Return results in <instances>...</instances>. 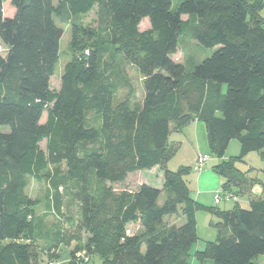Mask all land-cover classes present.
<instances>
[{
	"label": "trees",
	"instance_id": "1",
	"mask_svg": "<svg viewBox=\"0 0 264 264\" xmlns=\"http://www.w3.org/2000/svg\"><path fill=\"white\" fill-rule=\"evenodd\" d=\"M6 3L12 16L4 15ZM92 10L96 31L71 24L70 60L53 91L63 36L56 20ZM263 11L264 0H0V264H49L60 245L72 243L69 264L80 263L81 250L91 264H188L192 256L200 264H258L264 197L242 206L253 181L236 164L252 152L264 161ZM180 38L216 50L187 73L172 59ZM106 48L141 76L140 106L114 102L123 84L114 63L103 62ZM193 121L204 125L216 159L232 140L239 143L237 157L211 167L222 196L234 201L229 210L191 199L187 176L199 173L192 166L167 169L179 146L169 136ZM62 164L45 214L63 223L57 186L74 189L84 243L61 225L46 228L39 201L26 193L28 180L41 181L50 166L56 181ZM153 168L162 171V189L143 183L114 192L106 185ZM199 210L218 219L217 235L193 252ZM131 223L139 234H128Z\"/></svg>",
	"mask_w": 264,
	"mask_h": 264
},
{
	"label": "rangeland",
	"instance_id": "2",
	"mask_svg": "<svg viewBox=\"0 0 264 264\" xmlns=\"http://www.w3.org/2000/svg\"><path fill=\"white\" fill-rule=\"evenodd\" d=\"M176 4V3H174ZM4 15L5 16H12L14 10L6 3L3 6ZM261 17L264 19V11L260 14ZM75 22L79 27L83 29H87L88 31H96L97 28V22H96V13L95 10H92L90 13H88L85 16L69 19V20H56V24L62 29L63 36L60 40V51H59V59L55 66L54 75L50 80V87L53 91H56L59 87V80L60 76L62 74L63 67L67 61L70 60L69 55V49L68 44L70 41V27L71 24ZM146 25L148 23H145ZM145 25L142 26L144 28ZM216 50L215 49H209L199 46L196 42L187 40L185 38H180L178 43L177 52L175 55H173L172 59L177 62L181 63L185 69L186 72H190L192 67L194 65H197L201 63L204 59L210 57L212 53ZM104 63H110L111 61L114 63L115 72L117 74L118 79H120V83L123 84L121 87L118 88V90L115 93L114 96V102L119 103L124 100H127L128 103H130L131 106H140L143 100V88H142V78L138 74V72L132 67L130 64H128L125 60H123L120 56L114 55L109 48H106L104 53ZM44 120V118H43ZM201 125V124H200ZM202 126V125H201ZM174 133V132H173ZM191 137L186 135V137L181 134L180 138H178L180 146H184L181 150V147L179 148L176 155L170 159L167 162V169L171 171H176L180 165L181 160L185 158L186 155L191 153L192 150H194V139H193V133L189 134ZM206 135V134H205ZM204 133L197 134V146H204V148H208V144L206 143ZM173 138V135H171ZM171 140V139H170ZM235 144L238 145V141L234 140ZM41 148L44 149L45 142L41 143ZM239 146V145H238ZM206 156V155H204ZM209 158L208 163L205 166V169L209 166L213 165L214 163L211 161V157L207 156ZM196 159V158H195ZM244 163L247 164L246 166L248 168H253V175L255 178H258V180L262 181L264 183V161L260 158L259 153L252 152L249 153L244 158ZM239 167L241 166V163H239ZM60 173L57 177V180L55 181L53 175H54V168L53 166H50L47 170V172L42 177L43 179L41 181H35L32 179L28 180V188L26 190V193L28 196H30L33 199H36L39 201V208L37 213L39 215L47 216L45 219L46 228H53L56 225H61L63 227L64 233L69 236H78L79 239H81V242L84 243L87 234L84 230H81L76 222L77 212H78V205L77 201L74 198V189H70L66 191V186L59 184L57 187H59V192L61 193V213L63 219L65 220L62 223V218H60L59 215L56 214H45L46 208V192L53 190L51 186V182L54 181V184L61 183V177L64 174L65 168L64 164L60 165ZM196 174V172H194ZM193 178H195V175H192ZM189 179V178H188ZM149 184L153 187L162 189L163 188V176L162 171L157 169L147 170V171H137L134 173H131L127 175L126 179L121 183L116 184H109L106 185L110 187L114 192H121V191H129L133 192L139 185L141 184ZM69 189V187H67ZM72 188V187H71ZM216 194V192H215ZM163 195L159 198L158 204H161L163 201ZM220 204L216 206L219 209L223 210L227 208V200L221 199L219 202ZM227 203V205H226ZM245 205V204H243ZM205 212H199L198 222H196V228L197 223L199 226V230L201 233V237L199 238L198 244L204 243V241H214L216 238V230H214V236L213 238H207V233H210L208 231V228H210V220L211 223H216L218 219ZM59 216V217H58ZM207 219V221H206ZM67 220V221H66ZM174 222H178V218L170 217L168 220H166V224L170 225ZM127 232L129 235L133 234H139L140 227L138 223H131L127 225ZM212 228V227H211ZM206 237V238H205ZM208 239V240H207ZM202 240V241H201ZM196 246V245H195ZM256 263L258 264H264V254L260 255L256 259ZM97 264V262H95ZM205 264H213L211 260H206Z\"/></svg>",
	"mask_w": 264,
	"mask_h": 264
},
{
	"label": "crops",
	"instance_id": "3",
	"mask_svg": "<svg viewBox=\"0 0 264 264\" xmlns=\"http://www.w3.org/2000/svg\"><path fill=\"white\" fill-rule=\"evenodd\" d=\"M202 132L204 133V135L206 134L204 125L198 121H193L187 127H185L182 132L171 133V135H173V138H171L172 136L170 135L169 141L172 143H177L179 145L178 150L180 147L182 150V148L184 146H180V144H182V143H179L178 138H180L181 134H183L185 137L187 135L190 138L191 135H189V134L193 133V139H194L193 142L195 144V146H194L195 149L192 150V154L191 153L189 154V152H188V155H186L185 158L180 161L181 162L180 164H182L180 166H188V167L193 166L194 160L198 155H206V156L211 157V159H212L211 161L214 163L213 165L209 166L208 168L204 169L203 171H201L199 173H196V174H194V172L191 173L189 176H187V180H188V186H189V190H190V197L195 203L199 204L203 208H218L216 206L219 205L220 203L216 204V206L214 205L215 204L214 203V196H215V192H218L220 190L222 179L219 175H217L216 173L211 171V167L220 163L222 160L226 161L229 158L237 157L239 155L240 147L238 146L239 143H238V145H236L234 140H232L227 147L225 156L222 159H216L210 155L208 148H204V146H197V137H198L197 134L198 133L202 134ZM204 137H205V140L207 143L206 135ZM206 147H208V146H206ZM178 150L176 151V153L178 152ZM176 153H175V155H176ZM239 165L240 164L237 163L236 167L239 170H241L242 172L250 170V172L248 173V177L251 178V180L253 181V184L251 186L247 185L248 196L246 195L243 198H240L241 199L240 203L242 204V206H243V204H245L244 205V207H245L247 205L249 198L264 197V183L262 181L258 180V178H255L254 176H252L254 174L253 168H248L246 166L247 164H245L244 162L241 163L240 167H239ZM153 169H157V168H153ZM192 175H195V178H193ZM227 203H229V204L227 205ZM227 203H226L227 208H225L223 210H229L234 205L233 200H227ZM219 210H221V209H219ZM202 211L207 213L204 210L197 211L195 214L196 222H198L199 212L201 213ZM206 221H207V219H206ZM211 222L212 221L210 220V226L212 228L211 227L208 228V231H210L211 234L207 233V235H206L207 238H213L214 230H216V228L213 227V223H211ZM196 232H197V236L199 238H202L198 223H197ZM215 234L217 235V231ZM215 236H214V238H215ZM199 238H198V242H199ZM198 242H197L196 246L193 248V252L203 251L205 248L206 242H211V241H204V243H202V244H198ZM73 247H74V243H72L69 247H67L65 245H60L58 247V249L56 250V254H57L58 260H60L61 264H69L70 263V261H71L70 254H71V250ZM188 264H200V262L194 256H192L189 259Z\"/></svg>",
	"mask_w": 264,
	"mask_h": 264
},
{
	"label": "built area",
	"instance_id": "4",
	"mask_svg": "<svg viewBox=\"0 0 264 264\" xmlns=\"http://www.w3.org/2000/svg\"><path fill=\"white\" fill-rule=\"evenodd\" d=\"M209 161V158L204 155H198L193 163V170L197 172H201L204 170L207 162ZM221 199L225 200H232L230 195L222 196L221 192H216L214 196V203L218 204ZM76 260L79 261V264H91L90 263V257L86 254L85 250H81L75 254ZM49 264H61L60 260H54L50 262Z\"/></svg>",
	"mask_w": 264,
	"mask_h": 264
}]
</instances>
